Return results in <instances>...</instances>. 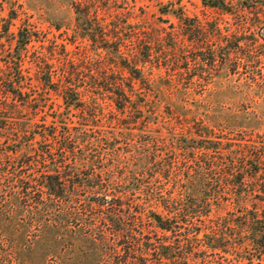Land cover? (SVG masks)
<instances>
[{
	"label": "trees",
	"instance_id": "trees-1",
	"mask_svg": "<svg viewBox=\"0 0 264 264\" xmlns=\"http://www.w3.org/2000/svg\"><path fill=\"white\" fill-rule=\"evenodd\" d=\"M62 1L74 10L79 31L92 30L85 29V22H97L99 32L88 36L99 38L104 50L112 29L103 23L95 1ZM31 42V32L21 31L15 56L4 65L0 59V113L5 115L0 118V264H195L198 257L201 264L208 257L210 264H241L239 251L235 257L229 251L238 247L223 228L222 203L216 218L209 216L213 199L222 198L219 192L229 195L226 201L245 204L252 194L245 190L248 182L264 191V136L223 144L212 139L208 128L201 139L178 137L174 130L154 129L148 120L137 132L129 124H137L134 112L146 107L139 104L133 111L137 83L145 84L143 103L163 96L137 67L147 60L130 61L119 53L111 58L99 54L95 61L67 56L56 66L53 53L35 51L29 62ZM118 67L130 76L113 69ZM31 71L61 95L65 110L79 107V121L25 126L6 116L3 110L12 103L37 100L27 92ZM106 99L115 103L109 122H103L94 104ZM224 128L234 129L228 117ZM3 138L14 148L4 146ZM209 174L210 189L203 188L210 194H197L196 185L206 184ZM259 210L251 217L248 210L244 223L261 256L264 209L262 219ZM150 228L172 233L173 241L154 239Z\"/></svg>",
	"mask_w": 264,
	"mask_h": 264
},
{
	"label": "rangeland",
	"instance_id": "rangeland-1",
	"mask_svg": "<svg viewBox=\"0 0 264 264\" xmlns=\"http://www.w3.org/2000/svg\"><path fill=\"white\" fill-rule=\"evenodd\" d=\"M94 1L100 18L105 17L103 23L112 29L104 50L100 48L99 38L92 41L88 36L92 30L99 32L97 22L94 21L95 26L85 22V29L92 27V30L79 31L74 10L62 0H0L2 65L11 55L15 56L12 53L19 46V33L26 30L32 36L27 47L29 62L35 51L53 53L51 57L56 59V66L67 56L95 61L99 54L111 58L119 53L130 61L147 60L137 67L155 87L161 88L163 96L143 103L145 97L140 94L146 93L145 84L138 82L136 88L140 93L138 103L132 104L133 111L139 104L146 107L137 108L132 119L137 124H129V128L135 127L138 132L143 120H148L154 129L163 133L174 130L178 137L196 139H201V131L208 128L212 139L223 144L255 142L259 141L258 136H264V0ZM57 25L61 29L58 30ZM114 26L119 27L116 32ZM94 66L96 68V64ZM113 69L130 76L128 70L121 67ZM102 85L106 86L107 80ZM27 87L31 99L36 97L37 100L28 104L12 103L13 107L3 110L6 116L25 126L33 122L42 125L53 119L79 121V107L65 110L61 95L47 89L35 71L27 76ZM94 104L103 115V122L112 120L115 103L106 99ZM4 116L0 113V118ZM227 117L232 121L233 130L224 128ZM237 124L254 130H241ZM35 141L40 147V138ZM2 144L14 148L12 144ZM210 177L209 174L206 184L196 185L197 194H210L204 190L210 189ZM246 189L252 194L249 200H244L245 204L226 201L229 195L216 194L222 198L213 199L209 218H216L217 205L222 203L223 210L218 214H224L220 216L225 218L223 228L230 242L238 247L229 249L230 254L235 257L234 251L238 250L241 264H264V254L259 256L249 225L244 223L248 220L245 215L248 210L251 217L260 209L259 216L263 218L264 191L252 182H248ZM150 229L153 238L169 236V241H173L172 233ZM200 250H194L190 257ZM205 259L206 264H210L212 259ZM195 260V264H201L200 257Z\"/></svg>",
	"mask_w": 264,
	"mask_h": 264
}]
</instances>
